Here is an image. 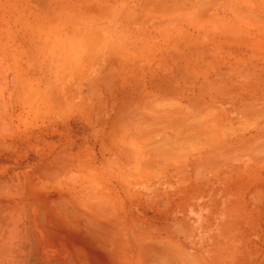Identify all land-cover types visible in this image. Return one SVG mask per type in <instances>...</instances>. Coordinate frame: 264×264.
Masks as SVG:
<instances>
[{
	"label": "rangeland",
	"instance_id": "1",
	"mask_svg": "<svg viewBox=\"0 0 264 264\" xmlns=\"http://www.w3.org/2000/svg\"><path fill=\"white\" fill-rule=\"evenodd\" d=\"M259 172L264 0H0V264L65 236L62 263L88 264L89 206L176 254L146 215Z\"/></svg>",
	"mask_w": 264,
	"mask_h": 264
},
{
	"label": "crops",
	"instance_id": "2",
	"mask_svg": "<svg viewBox=\"0 0 264 264\" xmlns=\"http://www.w3.org/2000/svg\"><path fill=\"white\" fill-rule=\"evenodd\" d=\"M243 171L245 170L241 167L240 172ZM244 175L245 173L240 174L242 182ZM208 187L207 185L202 188L204 194L196 198L192 205L190 204L177 215L154 214L150 217L146 215L144 223L157 225L158 229H169V235L179 242L181 250L178 249L174 255L165 252L166 249L164 245L162 246V241H158V238H162V233L152 234L146 230L149 227L133 228L129 231L121 209L115 210L113 215L98 218L92 216L93 212L89 206L88 215L77 216L79 220H82L81 222L87 225L81 228V231L85 232L80 233L82 236L80 235L79 239L88 240L87 243L81 245L88 250V264H119L118 258L114 255L119 249L122 252L121 256L124 257L122 264H147L148 260V264H264V174L259 172L251 187L242 183L240 185L220 184L211 190ZM208 191L214 192V194L205 195ZM229 191H238L235 201L239 206V211L237 213L232 211L231 215L228 214L230 213L228 212L230 195L223 196L222 194ZM250 191L255 192V197L250 194ZM247 210L252 213L249 219L246 217ZM166 223L170 226H162ZM232 224L235 225L232 230L234 232H231L229 227ZM249 224H252L254 228L251 230L252 235L248 230L246 231ZM231 233L234 234L230 235ZM63 239L64 237H60L59 242L54 237L48 239L49 245L47 246L51 250L47 252L40 248L43 245L39 241L36 250L39 255L47 257L51 251L59 252V243H62ZM250 245L253 246L252 249H249ZM12 249L8 253L9 255L15 254L19 257L24 255V252L17 250L13 243ZM248 249L252 252H249ZM36 250H32V252L34 253ZM29 252L26 251L25 256ZM152 254L154 257H151ZM155 255H158L159 262L155 259ZM160 257L162 261H160Z\"/></svg>",
	"mask_w": 264,
	"mask_h": 264
},
{
	"label": "bare ground",
	"instance_id": "3",
	"mask_svg": "<svg viewBox=\"0 0 264 264\" xmlns=\"http://www.w3.org/2000/svg\"><path fill=\"white\" fill-rule=\"evenodd\" d=\"M185 4V3H184ZM194 5V4H193ZM236 7V6H235ZM257 13V12H256ZM247 15H248V13H247ZM252 15V14H251ZM256 15V14H255ZM254 19H256V17L254 18ZM223 146V145H222ZM263 149V148H262ZM257 154V153H256ZM260 156V155H259ZM260 190V189H259ZM258 190V191H259ZM260 193H261V191H260ZM259 193V194H260ZM258 194V195H259ZM63 206V205H62ZM59 207V206H58ZM61 207V206H60ZM61 210H62V208H61ZM43 214V213H42ZM38 216V215H37ZM41 216V215H40ZM44 220V219H43ZM41 221V220H40ZM30 223V222H29ZM38 223H39V220H38ZM31 226V225H30ZM33 228V227H32ZM25 230V229H24ZM23 230V231H24ZM26 231V230H25ZM28 231V230H27ZM32 231H34V230H32ZM23 233V232H22ZM32 234V233H31ZM15 235V234H14ZM20 235V234H19ZM21 235H23V234H21ZM34 235H35V232H34ZM30 236V235H29ZM31 237V236H30ZM35 237H37L36 235H35ZM28 238V237H27ZM69 239H74V236H65L64 237V239L62 240V243H59L60 244V249H59V252H52L51 251V253L50 254H48L47 255V257L46 256H44V255H39L38 254V252H37V250H36V247L34 248V250H36L34 253L32 252V250H31V252H29L28 254H27V256H24V258L23 257H20L19 258V260L17 261V263L18 264H63L62 262L64 261H62V259L60 258L61 256V254H63V251L61 250V249H67V250H70L68 247H67V244H68V240ZM19 240V239H18ZM38 240V239H37ZM77 240H80V239H76V241ZM34 241V240H33ZM80 241H83V243H87L88 242V240H86V239H84V240H80ZM12 242V241H11ZM32 242V241H31ZM39 242V241H38ZM8 243H10V242H8ZM13 243V242H12ZM20 243V242H19ZM24 243V242H23ZM26 243V242H25ZM36 243V242H35ZM54 243V242H53ZM31 244V243H30ZM10 244H8V246H9ZM35 245V244H34ZM39 245V244H38ZM37 244H36V246H38ZM49 245V244H48ZM71 245V244H70ZM74 245V244H73ZM73 245H72V247H73ZM7 246V247H8ZM18 246V245H17ZM159 246V245H158ZM163 246V245H162ZM161 246V247H162ZM6 247V246H5ZM23 247V246H22ZM71 247V248H72ZM16 248H18V247H16ZM20 248V247H19ZM80 248V247H79ZM164 248V247H163ZM24 249V248H23ZM33 249V248H32ZM38 249V248H37ZM75 249V248H74ZM74 249H72V250H74ZM166 249V248H165ZM170 249V248H169ZM9 250V249H8ZM15 250V249H14ZM82 250V249H81ZM123 250V249H122ZM162 250V249H161ZM4 251V250H3ZM5 251H7V250H5ZM168 251V250H167ZM8 252H10V251H8ZM23 252V251H22ZM133 252V251H132ZM5 253V252H4ZM49 253V252H48ZM78 253V252H77ZM121 250L119 249V250H117V252L114 254L115 255V257L116 258H118V262H119V264H122V263H124V262H122V258H124V257H122L121 256ZM153 253H154V251H153ZM168 253V252H167ZM182 253V252H181ZM24 254H26V251L24 252ZM40 254H41V251H40ZM83 254V253H82ZM82 254H80V255H82ZM187 254V253H186ZM72 255H74V254H72ZM84 255V254H83ZM172 255H174V252H173V254ZM180 255V253L178 254V256ZM156 256V260H158L157 258H158V255H155ZM182 256V258H183V255H181ZM1 257V256H0ZM83 257V256H82ZM133 257V256H132ZM151 257H154L153 256V254H152V256ZM162 257V256H161ZM160 257V261H162V258ZM165 257V256H164ZM2 259L4 258V257H1ZM169 258V257H168ZM188 258V257H187ZM18 259V258H17ZM65 259V258H64ZM124 260V259H123ZM131 260V259H130ZM153 260V259H152ZM156 260H154L156 263H157V261ZM6 261V260H5ZM67 261V260H66ZM78 261V260H77ZM146 261V260H145ZM163 261H165V259L163 258ZM179 261V260H178ZM183 261H184V259H183ZM195 261V260H194ZM198 261V260H197ZM10 262V261H9ZM148 263H149V260L147 261ZM158 262H159V260H158ZM11 264H12V262H10ZM16 263V264H17ZM76 263V262H75ZM147 263V264H148ZM153 263V262H152ZM165 263V262H164ZM185 263V262H184ZM190 263V262H189ZM7 264V263H6ZM69 264V263H68ZM78 264V263H77ZM172 264V263H171ZM187 264V263H186Z\"/></svg>",
	"mask_w": 264,
	"mask_h": 264
}]
</instances>
